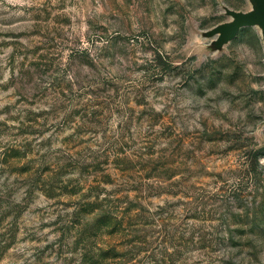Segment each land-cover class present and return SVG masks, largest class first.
<instances>
[{
	"label": "rangeland",
	"instance_id": "rangeland-1",
	"mask_svg": "<svg viewBox=\"0 0 264 264\" xmlns=\"http://www.w3.org/2000/svg\"><path fill=\"white\" fill-rule=\"evenodd\" d=\"M257 0H0V264H264Z\"/></svg>",
	"mask_w": 264,
	"mask_h": 264
},
{
	"label": "water",
	"instance_id": "water-1",
	"mask_svg": "<svg viewBox=\"0 0 264 264\" xmlns=\"http://www.w3.org/2000/svg\"><path fill=\"white\" fill-rule=\"evenodd\" d=\"M259 7L258 9L248 15H237V19H241L243 24L245 25H255V24H261L264 26V0H257Z\"/></svg>",
	"mask_w": 264,
	"mask_h": 264
}]
</instances>
